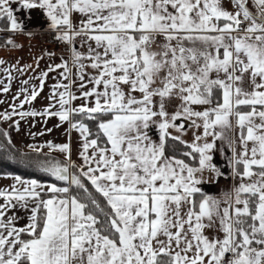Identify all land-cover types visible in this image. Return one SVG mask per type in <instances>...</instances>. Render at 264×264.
Wrapping results in <instances>:
<instances>
[{
	"label": "snow or ice",
	"instance_id": "snow-or-ice-1",
	"mask_svg": "<svg viewBox=\"0 0 264 264\" xmlns=\"http://www.w3.org/2000/svg\"><path fill=\"white\" fill-rule=\"evenodd\" d=\"M45 25L67 58L23 80L0 120L57 117L79 133L81 163L67 143L29 146L63 162L21 155L60 183L15 176L0 190V264H264V0H0V47ZM5 64L8 93L32 65ZM53 72L45 110L17 112ZM217 142L231 186L212 195Z\"/></svg>",
	"mask_w": 264,
	"mask_h": 264
},
{
	"label": "crops",
	"instance_id": "crops-1",
	"mask_svg": "<svg viewBox=\"0 0 264 264\" xmlns=\"http://www.w3.org/2000/svg\"><path fill=\"white\" fill-rule=\"evenodd\" d=\"M36 23L43 24L44 21L42 17L39 16V14H36ZM35 33L31 38L20 35L17 37V43L20 44L22 47L18 49H9V48H3L0 47V59H3L6 61V64L3 66L4 68H14V66H17V62H19L20 67H23L25 65H32L31 69H26L23 74L17 73L13 70L12 76L14 77L11 81L10 91L8 93H3L0 91V101H3V103H0V113L4 112L5 110L11 111V105L15 103L17 106L20 104V102L24 99V96L21 95L19 100H15L14 97L21 91L22 87H27L25 85H22L23 80H29V85L36 86L39 84V81L36 79H33L34 76L39 75V73L46 69V66L50 62L59 63L60 57L67 58V52L65 49V46L63 44H59L58 48L60 50H57L53 47H48L46 43L44 42V37L46 34L50 33L47 31V26L45 25L43 28L36 27L32 29ZM52 34V33H51ZM53 35V34H52ZM2 38V36H0ZM34 46V51H36L37 48H39L40 55L39 57H43V59L39 60V67L36 66V60L37 58H32L34 56L33 53H30L31 51L28 50V47ZM83 50V49H81ZM46 52H52L55 53V56L49 59L47 55H45ZM59 79L56 73H50L49 77L45 83V87L43 92L39 97H37L36 101H33L31 104H24L23 109L17 107V112L19 111H37V112H43L45 108L48 106L49 101L47 97L50 95V88L51 86ZM0 80H3L5 84L8 83L7 80V73L4 71H0ZM3 85H0V88H2ZM75 90V89H74ZM77 94H79L77 92ZM76 104H80L81 101H76ZM56 109H53L55 111ZM14 121H19V128L17 130L16 124ZM0 126L5 128L6 130H10L9 133L11 136V139L14 143V145L20 149H22L25 152L32 151L29 147L32 146H43L47 145L48 143H52L54 145H63V144H70L71 146V158L73 161H75L77 164L81 163L80 157L78 155L80 151V144H81V138L79 137V133L75 130H71L70 126L67 123L61 124L57 117H45V116H36V117H25L21 118L18 115H14L12 120L10 121H3L0 120ZM59 125V126H57ZM187 132L184 135L185 140H189V136L191 134L192 127L190 125V122H186ZM49 129L51 131H49ZM176 134V133H174ZM150 135L152 136V139L154 141H158V130L153 128ZM220 145V151L214 155V163L217 164V166L225 173V176L219 178V181L216 182H206L203 187L204 189L209 193L213 195H220L222 194L227 188L231 186V168L228 164V159L230 156V153L226 155V145L220 144V142H217ZM44 153L51 154L57 157H60L65 160V157L62 153L55 152L49 150L47 147H43L42 150ZM22 164V163H20ZM23 166L38 170L35 167L28 166L27 164H22ZM206 175H209L208 173H205ZM15 176H0V190L6 189L9 187V185L14 183ZM47 185V183H42ZM2 202V201H0ZM10 215H18L20 217L19 224L24 225L27 222L28 219V213L27 212H17V210H12Z\"/></svg>",
	"mask_w": 264,
	"mask_h": 264
},
{
	"label": "trees",
	"instance_id": "trees-1",
	"mask_svg": "<svg viewBox=\"0 0 264 264\" xmlns=\"http://www.w3.org/2000/svg\"><path fill=\"white\" fill-rule=\"evenodd\" d=\"M1 38V37H0ZM7 132L8 136L5 137L2 133ZM10 130H6L2 126H0V176H20L22 179L32 180L35 179L40 183H57L60 182L55 181L52 177H49L43 173L36 172L33 169L27 168L22 164L16 162L14 159H20L21 155L23 154L24 157H30L33 160L36 159H52L55 161L63 162L64 159L51 155L46 154L43 151L39 154L31 151V152H24L22 149L16 147L11 140V144L8 143V139L10 137ZM169 145L173 150L182 149L183 145H178L174 141H169Z\"/></svg>",
	"mask_w": 264,
	"mask_h": 264
},
{
	"label": "rangeland",
	"instance_id": "rangeland-1",
	"mask_svg": "<svg viewBox=\"0 0 264 264\" xmlns=\"http://www.w3.org/2000/svg\"><path fill=\"white\" fill-rule=\"evenodd\" d=\"M37 50L36 51H34V46L32 47V46H30V47H28V50H30L31 52L30 53H33L34 54V56H32V58H33V60H34V58H37V57H39V55H40V51H39V48H37V47H35ZM0 124H2V123H0ZM191 132V134H190V136H189V140L191 141V139H192V133H193V129L190 131ZM11 137V136H10ZM186 139V138H185ZM12 140V139H11ZM25 152V151H24ZM31 152V151H30ZM47 154V153H46ZM16 162H18L19 161V159H14ZM19 163V162H18ZM207 174V173H206ZM205 180L207 181V182H214L215 180L210 176V174L209 175H206V177H205ZM213 195V194H212ZM218 195V194H217Z\"/></svg>",
	"mask_w": 264,
	"mask_h": 264
},
{
	"label": "built area",
	"instance_id": "built-area-1",
	"mask_svg": "<svg viewBox=\"0 0 264 264\" xmlns=\"http://www.w3.org/2000/svg\"><path fill=\"white\" fill-rule=\"evenodd\" d=\"M44 42L46 43L48 47H53V48H56L57 50H60L58 48V45L60 44V42L55 41L51 33H48L45 35Z\"/></svg>",
	"mask_w": 264,
	"mask_h": 264
},
{
	"label": "water",
	"instance_id": "water-1",
	"mask_svg": "<svg viewBox=\"0 0 264 264\" xmlns=\"http://www.w3.org/2000/svg\"><path fill=\"white\" fill-rule=\"evenodd\" d=\"M36 172L43 173V172H41V171H39V170H36ZM43 174H45V173H43ZM45 175H47V174H45ZM47 176H49V175H47ZM49 177H51V176H49ZM53 179H54V178H53Z\"/></svg>",
	"mask_w": 264,
	"mask_h": 264
}]
</instances>
